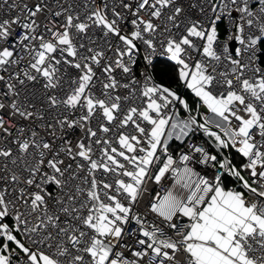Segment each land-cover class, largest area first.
Listing matches in <instances>:
<instances>
[{"label": "built area", "instance_id": "1", "mask_svg": "<svg viewBox=\"0 0 264 264\" xmlns=\"http://www.w3.org/2000/svg\"><path fill=\"white\" fill-rule=\"evenodd\" d=\"M263 39L264 0H0L6 264H202L190 231L216 189L264 219L246 180L264 191ZM162 59L225 101L199 99L212 121L162 88ZM205 128L227 133L223 160ZM250 226L232 243L264 264Z\"/></svg>", "mask_w": 264, "mask_h": 264}, {"label": "crops", "instance_id": "2", "mask_svg": "<svg viewBox=\"0 0 264 264\" xmlns=\"http://www.w3.org/2000/svg\"><path fill=\"white\" fill-rule=\"evenodd\" d=\"M182 78L184 81V74ZM214 101L218 103L217 99ZM207 106L212 108L209 104ZM0 201L2 202L1 198ZM251 220L259 221L260 228L264 232V219L254 214L252 208L244 206L241 199L233 193H224L216 189L210 203L198 213L197 219L192 224L191 235L202 241L198 244L203 245L202 248L193 245V253L202 264H254L232 243L235 228L241 226L250 230ZM222 231H227L228 235L223 236ZM209 240L215 241L216 245H208ZM5 258L4 253L0 255V264H6Z\"/></svg>", "mask_w": 264, "mask_h": 264}, {"label": "rangeland", "instance_id": "3", "mask_svg": "<svg viewBox=\"0 0 264 264\" xmlns=\"http://www.w3.org/2000/svg\"><path fill=\"white\" fill-rule=\"evenodd\" d=\"M164 65L165 64H164V59H163V62L161 64L155 65L154 68L156 69V71H159ZM202 81L203 80L196 79L195 77H193L189 82L186 81L185 87L188 91V92H186L187 95L179 94L178 92L171 90V89H165V88L164 89L167 91L168 94L174 96L176 99H180L182 105H186L187 103H189L193 113L202 122V124L205 125V123H208V119L207 118L204 119L201 116V113H200L201 101H199V99H203V101L205 103L209 104L212 107L211 109L215 108V111L216 112L218 111L217 113H219V111H220L219 106H224L225 101L223 100L220 103H216L214 101L213 95L205 90V88H204V86H206L205 81L203 83H202ZM207 108L209 109L210 107L207 106ZM207 108H205V112H204L206 116L211 115L210 111H208ZM223 123L224 122L222 120L218 121V125H223ZM204 130H205L206 134L213 141L219 158L221 160H223L224 155H223V152L221 150L223 149L222 146H223L224 140H225L224 137H226V139H229L227 133H225V132L221 133L218 130H214L211 128H205ZM171 133H172V130L170 129L168 141L164 143V146H166V147H171V146L177 145V143H176L177 141H176V139H174V137L171 135ZM161 137H162V135H161ZM143 173H145V170ZM246 180L251 185L252 189L256 190L257 192L260 191L264 194V191L260 187L254 185L250 180H248V179H246ZM0 215H4V210L2 207L1 201H0ZM1 228L4 231V235H5V237L3 236V238L5 240L4 243H6V242L10 243V242L17 241V243L15 242V244L17 246L22 245L21 241L16 237L15 233L12 230L7 229V227L4 224L1 225ZM196 245H198L199 248L203 247V245H201V244H196ZM3 253L4 252L2 251V247L0 246V255H2ZM45 259L48 261V257L45 256Z\"/></svg>", "mask_w": 264, "mask_h": 264}, {"label": "trees", "instance_id": "4", "mask_svg": "<svg viewBox=\"0 0 264 264\" xmlns=\"http://www.w3.org/2000/svg\"><path fill=\"white\" fill-rule=\"evenodd\" d=\"M260 47H261V51H262L261 52V60L264 63V39L261 41ZM162 62H163V59L160 60L159 62L155 63L153 66V75H154L155 79L161 84L163 89L164 88L165 89H171V90L178 92L179 94L187 95L186 92H188V91L185 87L186 85H185V82L183 81L181 71L177 69V67L175 66V64L172 61L164 59L165 65L159 71H156V69L154 68L155 65L161 64ZM211 146L213 147V145H211ZM222 147L224 149V144ZM229 150H230V153L232 155L233 163L238 165V166H241L245 162V158L243 157V155L241 153H239L238 151H236L231 146H230ZM8 221L12 224L11 220L8 219ZM4 242H5L4 238H1L0 246H2L4 244ZM15 242L17 243V241H15ZM15 242H10L8 244L10 247H14V246H17L15 244ZM17 247H21V246H17Z\"/></svg>", "mask_w": 264, "mask_h": 264}, {"label": "bare ground", "instance_id": "5", "mask_svg": "<svg viewBox=\"0 0 264 264\" xmlns=\"http://www.w3.org/2000/svg\"><path fill=\"white\" fill-rule=\"evenodd\" d=\"M160 60H158L157 62H159ZM156 62V63H157ZM212 117H213V114H211V115H207L206 116V118L209 120V121H212L211 119H212ZM221 122V121H220ZM221 127L223 126V125H220Z\"/></svg>", "mask_w": 264, "mask_h": 264}, {"label": "water", "instance_id": "6", "mask_svg": "<svg viewBox=\"0 0 264 264\" xmlns=\"http://www.w3.org/2000/svg\"><path fill=\"white\" fill-rule=\"evenodd\" d=\"M231 46H232V49H234V47H235V41H232ZM206 105H207V103H206Z\"/></svg>", "mask_w": 264, "mask_h": 264}]
</instances>
